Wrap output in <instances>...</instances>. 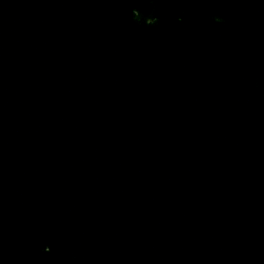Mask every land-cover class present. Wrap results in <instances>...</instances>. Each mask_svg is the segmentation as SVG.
<instances>
[{
	"label": "water",
	"instance_id": "water-1",
	"mask_svg": "<svg viewBox=\"0 0 264 264\" xmlns=\"http://www.w3.org/2000/svg\"><path fill=\"white\" fill-rule=\"evenodd\" d=\"M0 264H264V0H0Z\"/></svg>",
	"mask_w": 264,
	"mask_h": 264
}]
</instances>
